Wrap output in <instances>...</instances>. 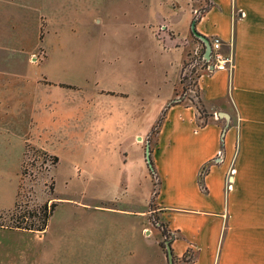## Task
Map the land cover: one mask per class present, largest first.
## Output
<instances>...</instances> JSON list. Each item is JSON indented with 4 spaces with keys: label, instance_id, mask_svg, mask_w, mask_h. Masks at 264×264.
<instances>
[{
    "label": "rangeland",
    "instance_id": "374dc122",
    "mask_svg": "<svg viewBox=\"0 0 264 264\" xmlns=\"http://www.w3.org/2000/svg\"><path fill=\"white\" fill-rule=\"evenodd\" d=\"M187 3L0 0V223L56 203L41 234L0 229V264H161V182L145 146L170 59L185 54L174 98L209 120L198 84L209 71L189 65L203 44L189 36ZM167 24L186 48L168 46Z\"/></svg>",
    "mask_w": 264,
    "mask_h": 264
},
{
    "label": "crops",
    "instance_id": "0c3cea01",
    "mask_svg": "<svg viewBox=\"0 0 264 264\" xmlns=\"http://www.w3.org/2000/svg\"><path fill=\"white\" fill-rule=\"evenodd\" d=\"M187 2L193 21L204 0ZM211 3L195 29L208 39L218 37L233 67L199 76L200 104L209 115L206 124H198L193 104L181 101L165 110L150 152L161 182L155 203L173 235L174 264H264V0ZM169 27L168 46L186 48L189 39H178ZM184 56L166 64L164 84L169 90L160 102L163 107L180 92ZM173 66L175 75L170 74ZM219 111L230 115L229 123ZM205 164L202 190L199 170ZM130 211L146 214L138 208ZM158 246L161 264H166L159 240ZM186 251L188 261L182 260Z\"/></svg>",
    "mask_w": 264,
    "mask_h": 264
},
{
    "label": "trees",
    "instance_id": "16d2710c",
    "mask_svg": "<svg viewBox=\"0 0 264 264\" xmlns=\"http://www.w3.org/2000/svg\"><path fill=\"white\" fill-rule=\"evenodd\" d=\"M211 0H204V4L201 5L198 9L197 12L194 14L193 16V20L196 22L201 15L207 10L209 9V7L211 6ZM195 37V36H194ZM198 41H200L197 37H195ZM210 40V39H209ZM201 42V41H200ZM202 43V42H201ZM203 44V43H202ZM177 100L179 99H172L167 105H165L164 109L162 110L156 124L151 128V134H156L157 131L159 130L160 124L164 118V114H165V110L175 104V103H179ZM151 152V150H150ZM148 168L150 170V173L153 175V177H157L158 178V173L154 167L153 161L150 158L149 163H147ZM204 169H205V174L208 170V165L205 164L203 165ZM203 177L201 176L198 179L200 188L202 190H205L204 187V182H203ZM151 204V203H150ZM56 203L51 204L49 207L47 205H43L39 208L40 211H38V209L32 210V211H27L21 215H18L16 213V211L14 212H10L8 214L11 223L9 222L8 224L5 223H0V226H5V227H9V228H15V229H26V230H31V231H37V230H44L46 225H47V221L55 207ZM17 206V204H15V207ZM17 208V207H16ZM28 217H36L37 222H30L28 223ZM158 228L160 229L161 233L163 234V236L165 238H168V243L170 245V242L172 240L173 235L170 233V231L166 228L165 224L162 223H158ZM169 235V236H168ZM171 249V248H170ZM172 251V250H171ZM190 253H188L186 251V253L182 256V260L184 261H188L190 259L189 255ZM174 260V259H173Z\"/></svg>",
    "mask_w": 264,
    "mask_h": 264
},
{
    "label": "built area",
    "instance_id": "2783aa9c",
    "mask_svg": "<svg viewBox=\"0 0 264 264\" xmlns=\"http://www.w3.org/2000/svg\"><path fill=\"white\" fill-rule=\"evenodd\" d=\"M197 10H195V13ZM211 42V56L209 60L203 58L204 45L201 53L194 51V59L189 61L190 66H194L198 61L205 65L207 71L224 69L229 70L233 67V59L229 54H226L221 49V40L218 37H213ZM234 172V169L232 170ZM205 175V169L202 166L199 170V177ZM228 188L232 186L231 182L228 183Z\"/></svg>",
    "mask_w": 264,
    "mask_h": 264
},
{
    "label": "water",
    "instance_id": "95a60500",
    "mask_svg": "<svg viewBox=\"0 0 264 264\" xmlns=\"http://www.w3.org/2000/svg\"><path fill=\"white\" fill-rule=\"evenodd\" d=\"M190 29H191V33L193 34V36L197 37L204 45L203 58L205 60H209L210 56H211V42H210V40L206 36L202 35L201 33H199L195 29V21L194 20L191 23ZM217 115L219 117H225L227 119V122L229 123L230 115L228 113H226L224 111H219L217 113ZM138 139L140 140L141 137H138ZM150 158H151L150 157V146H149V143L147 142L146 146H145V160L147 163H149ZM165 249H166L168 264H174L172 251L170 249V245H169L168 241H165Z\"/></svg>",
    "mask_w": 264,
    "mask_h": 264
}]
</instances>
